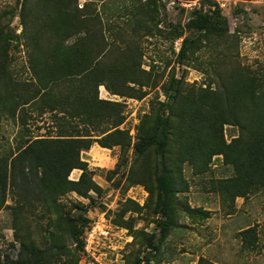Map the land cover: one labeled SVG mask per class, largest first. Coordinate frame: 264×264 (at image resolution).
<instances>
[{"label": "rangeland", "instance_id": "1", "mask_svg": "<svg viewBox=\"0 0 264 264\" xmlns=\"http://www.w3.org/2000/svg\"><path fill=\"white\" fill-rule=\"evenodd\" d=\"M89 2L92 4L84 7ZM78 3L79 7L103 20L105 40L110 45L114 42L127 48L124 53L113 49L119 68L124 67L129 71L131 59L139 56L140 64L147 70L145 82L149 84L132 82L136 91L121 87L122 81H127L126 75L121 72L119 76L109 73L111 80L120 85L116 88L111 84L114 93L103 84L99 86L103 99L123 103L124 122L119 127L131 134L133 143L142 133L143 123L149 129L152 125L160 124L159 114L169 115L173 112V109L163 110L160 103L167 100L168 92L176 86L184 90L193 86L195 93L205 90L210 94L212 89L222 88V83L229 78L226 76L228 69L232 70L235 64L238 67L249 66L259 72L261 86L256 93L261 96L264 92V0H156L148 4L145 0H78ZM53 4L51 1L49 9L41 10L39 0H0V30H4L0 40L1 165L7 166L10 157L34 139L58 134L61 124H67L69 130L71 125L77 123V117L70 119L64 112L71 106L63 105L62 101L57 107L55 101L67 97L71 85L65 83L49 89L41 83V61L50 60L49 48L56 51L64 37L56 24L51 28V18L46 20L54 16ZM126 4L129 12L134 6L141 10L149 21L151 33L140 34L137 31L135 34L128 26L130 39L128 34L119 37L116 31L107 30L110 26L106 23L107 17H110L111 23L114 22L117 12L123 14ZM202 6L211 7V10L219 8L223 25L229 26V38L233 45L222 44V39L218 40L219 35L214 32L211 34L214 44L202 38L204 46L196 51L192 45V49L180 60L178 53L183 38L190 31L184 28V35L177 36L174 26L181 24L186 27L191 12ZM122 18L127 19L125 15ZM123 21L117 19L118 23ZM160 29L164 30V35L160 34ZM136 38L139 50H133ZM75 39V36L70 37L65 44ZM215 42L220 44L219 47ZM110 57L107 56L106 63L111 62ZM226 60L232 64L227 65ZM182 80L184 82H179ZM141 90L142 96L133 95V92L137 94ZM51 100L55 101V108L50 106ZM107 124H102V129L109 128ZM179 124L170 126L171 132L174 128L173 135H170L173 139L165 160L156 146L143 155L133 151L132 146L124 151L119 145L104 148L97 142L82 150L81 157L88 163V174L102 191L91 189L87 196L70 191L57 201L65 216L76 218L81 212L87 217L85 222L82 218L78 219L79 224L85 223L83 237L91 223H98L88 250H82L77 264H131L134 259L130 258L132 251L137 253L140 250L142 256L147 255L150 247L147 248L146 236L138 233L134 238L129 228L118 224L117 219L129 200L137 201L141 207H131L124 217L132 218L134 228L156 233L158 241L161 234L158 220L162 219V214L155 209L156 193L151 196L144 183L129 179L143 176L148 180L143 171L145 167H150L152 170L148 177L152 176L153 181L148 183L154 187L157 185V172L162 173L163 166L168 163L167 169L175 173L178 185L173 201L175 214L170 215V229L161 241L160 249L154 251L151 264H264V186L234 200L232 193L219 186L220 178L233 174L232 164L225 162L222 153L214 155L207 167L187 159V153L183 158L180 149L187 143L190 132ZM222 131L228 142L238 136L239 127L227 122ZM92 134L100 135L101 132ZM175 135H179L177 140ZM158 153L161 154L160 158ZM118 162L121 165L116 171ZM134 166L136 175L130 177ZM80 174L81 169L75 168L70 178L76 180ZM8 190L7 202L0 209V264L21 257L19 237L22 235L29 236L28 240L39 247L48 244L46 240L50 230L57 231L52 222L59 214L54 205L37 201L27 202L31 207L24 203L25 208L15 213L14 209L19 208L20 203L10 185ZM187 206L194 210L190 212ZM71 233V230L66 232L64 242L74 247ZM65 259L70 261L68 255Z\"/></svg>", "mask_w": 264, "mask_h": 264}, {"label": "trees", "instance_id": "2", "mask_svg": "<svg viewBox=\"0 0 264 264\" xmlns=\"http://www.w3.org/2000/svg\"><path fill=\"white\" fill-rule=\"evenodd\" d=\"M39 1L41 10L49 9V3L53 1L54 16L48 17L46 20L51 18V28L56 24L58 30L63 31L62 35H64L63 40H60L57 45L56 51L49 48L51 50L50 60L41 61V83L49 89L65 83L71 85L70 94L61 98V101L58 99L55 101L57 107L62 101L63 105L71 106L64 112L71 117L70 119L77 117V123L74 126L70 124L72 128L69 130H67V124H61L58 134L34 139L22 150L14 153L10 157V161L6 163L7 166L0 164V209L7 202L8 185H10L20 203L19 208L14 209L15 213L25 208L24 203L29 204L33 201L54 205L59 213L52 222L57 231L50 230V235L46 240L49 241L48 244L39 247L28 240L29 236L22 235L19 237L22 245L21 257L15 261H7V264L78 263L86 244L82 232L87 217H84L81 212L77 214L76 218L65 216L57 201L60 196L70 191H76L82 196H87L91 189L102 191L100 185L93 181L91 175L88 174L87 161L81 157L82 150L90 148L95 142L104 148L119 145L124 151L129 150L132 146L133 151L141 155L156 146L157 151L162 152L163 160H165L168 157L169 144L173 139L170 135H173L174 128L171 132L170 126L180 123L179 125H184L190 132L187 136L189 138L187 143L180 149L183 158L187 153L189 154L187 159L190 158L193 163L207 167L214 155L222 153L225 162L232 164L233 174L226 178H220L219 186L232 193L234 200L237 196H246L264 186V92L261 93L262 95L260 94L261 96L256 93V90L261 86L259 72H255L249 66L238 67L233 64L232 70L241 69L238 72L228 69L226 74L229 77L228 80L222 83L220 90L212 89L210 94L205 93V90L195 93L196 90L193 86L188 87L187 90L176 86L168 92L167 100L160 103L163 110L173 109V112L169 115L159 114L160 124L152 125L149 129L143 123L142 133L133 143L131 134L119 127L124 122L123 103L103 99L99 94V86L103 84L108 91H112L111 84L116 88L119 87V82L116 84L109 77V73L119 76V72L127 77V81L125 79L122 81L121 87L136 91L132 82L140 85L147 84L148 82H145L147 70L140 64L139 56L131 59L128 66L129 71L124 67H118L119 63H116L118 57L112 53L113 49L116 48L124 53L127 48L114 42H111L110 45L105 40L106 29L103 20L84 8L91 5V2L84 7H79L78 0ZM145 1L147 4L156 2V0ZM124 7L123 14H120L119 11L116 14L117 19L124 21L118 23L116 19L111 23L108 16L106 23L110 26L107 30L116 31L119 37L130 34L128 26L132 27L131 30L135 34L137 31L140 34L152 32L149 21L145 15H142L139 8L134 6L129 12L127 4ZM123 15L127 17L126 20L122 18ZM46 20L43 24L46 23ZM186 25V27L181 24L174 26L177 36L184 35V28L190 31L183 38L178 53L180 60L186 56L188 50L192 49V45L196 51L203 47L202 38H206V41L210 40L209 42L214 44L211 39V34L214 32L218 33V40L221 38L222 44L233 45V41L229 38L231 36L229 26L223 25L219 8L213 10L211 7L205 6L195 8ZM2 31L4 30H0V40ZM159 31L164 35L163 29ZM73 36L76 37L74 42L65 44V40ZM134 43L133 50H139L140 45L137 38ZM215 45L219 47L220 44L215 42ZM108 55L111 56V62L107 61L106 63L105 59ZM226 64L232 63L230 60H226ZM116 93L120 94L118 91ZM142 94V90L137 94L133 92V95L137 96H142ZM210 98L212 99L210 100ZM208 99L210 101L206 102ZM55 101H50L52 108H55ZM246 101H249L250 104ZM173 104H175L174 108ZM227 122L237 124L239 127L238 136H234L228 142L222 131L223 125ZM104 123H108L109 128L102 129L101 125ZM67 131L68 133H65ZM96 131L101 134L93 135L92 133ZM177 136L179 135H175L176 140ZM158 157L160 158L161 154L158 153ZM178 157L179 160L182 159L181 155ZM176 160L178 161V159ZM168 164L163 166L162 173L158 174L157 172L155 178L157 185L154 187H150V183H148V181H153L152 176L148 177L152 170L150 167H145L143 171L148 180L142 178L143 176L129 179L132 182L144 183L151 196L156 193L155 209L156 212L162 214V219L158 220L161 233L158 241H156V233L134 228L131 223L132 218L124 217L131 207L134 209L141 207L137 201L129 200L122 213L118 215V224L129 228L134 238H137L138 233L146 236L147 248L150 247L146 256H142L140 250L137 253L132 251L130 258L134 257V259L131 264H141L142 261L144 264H151L154 260V251L160 249L161 241L170 229V215L175 214L173 201L175 202L176 199L175 192L178 190V185L175 173L172 169H167ZM120 165L121 162H118L116 171ZM75 168L81 169V174L76 180L70 178V173ZM135 170L134 166L130 171V177L132 174L136 175ZM29 206L31 207L30 204ZM187 208L190 212L194 210L189 206ZM79 218L84 219L82 224L78 223ZM69 230L72 231L74 247H69L64 242V235ZM67 255L70 257V261L65 259Z\"/></svg>", "mask_w": 264, "mask_h": 264}, {"label": "built area", "instance_id": "3", "mask_svg": "<svg viewBox=\"0 0 264 264\" xmlns=\"http://www.w3.org/2000/svg\"><path fill=\"white\" fill-rule=\"evenodd\" d=\"M96 226H98V223H91L90 227L86 230L85 232V240H86V244H85V248L88 250V247L90 245V240L92 235L94 234L95 230H96Z\"/></svg>", "mask_w": 264, "mask_h": 264}]
</instances>
